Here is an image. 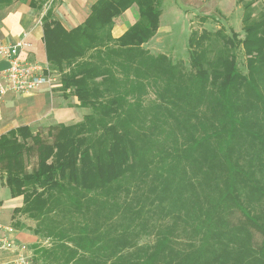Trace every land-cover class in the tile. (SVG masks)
Masks as SVG:
<instances>
[{
    "label": "trees",
    "instance_id": "1",
    "mask_svg": "<svg viewBox=\"0 0 264 264\" xmlns=\"http://www.w3.org/2000/svg\"><path fill=\"white\" fill-rule=\"evenodd\" d=\"M163 1L96 0L69 29L50 9L40 16L50 69L89 111L0 136V178L22 196L12 217L50 241L33 245L37 264H264V13L236 0L242 39L191 32L187 69L143 48ZM131 7L135 21L114 38Z\"/></svg>",
    "mask_w": 264,
    "mask_h": 264
},
{
    "label": "crops",
    "instance_id": "2",
    "mask_svg": "<svg viewBox=\"0 0 264 264\" xmlns=\"http://www.w3.org/2000/svg\"><path fill=\"white\" fill-rule=\"evenodd\" d=\"M95 1L69 0L66 10L59 16L61 18L57 19L67 29L74 27L85 19L90 5ZM130 14L134 13L127 9L119 17L115 18L111 30L114 38L120 36L133 23L129 19ZM40 16L38 17L36 11L30 7L29 0H13L10 5L0 9V42L9 44L25 35L26 39L31 43L27 51L28 57L38 61H45L43 30L40 23ZM65 21L71 23L74 21V25L68 27L64 24ZM159 31L160 23L157 33ZM7 67L8 62L0 57V75ZM57 96L55 88L49 92L46 85L41 86L37 91L31 93L8 92L5 95H0V136L19 126H29L33 132H36L48 126L62 123L60 120L62 117L61 113L63 112L62 109L69 108L66 106L67 104L62 106ZM65 112L67 111L65 110ZM3 191L8 193V188L0 178V194ZM21 204V196H8L5 203L0 199V217L2 219L8 218V223L14 222V237L16 242L26 245L33 259V249L30 246L38 241L37 236L33 234V228L29 223L25 220H23L24 223L19 222L16 216L14 218L12 217V210L15 207L21 206ZM22 218L21 216L19 219L22 220ZM14 256V253H3L0 255V262L12 259Z\"/></svg>",
    "mask_w": 264,
    "mask_h": 264
},
{
    "label": "rangeland",
    "instance_id": "3",
    "mask_svg": "<svg viewBox=\"0 0 264 264\" xmlns=\"http://www.w3.org/2000/svg\"><path fill=\"white\" fill-rule=\"evenodd\" d=\"M68 2L69 0H44L42 10L36 11L37 16L39 17L41 13L50 9L56 19L61 18L59 16L66 10ZM128 10L134 13L129 15V19L134 22V19H136L135 7H131ZM261 12L264 13V0H254L253 15L257 16ZM73 23L74 21L72 23L65 21L64 24L69 27L74 25ZM159 23L160 31L148 42L144 43L143 48L153 55L164 54L171 61L182 63L187 69L189 68L188 36L191 32L195 35L199 34L202 30L215 31L221 27L227 34H236L237 39H242L243 36V12L241 4L236 0H164ZM237 62L240 70L245 72V56L241 50L237 51ZM58 78L60 79L59 75ZM59 79L58 85L55 86L57 97L62 106L67 104L66 106L69 108L65 109L67 112L62 109L63 112L61 113L62 117L60 120L65 125L77 123L82 120L89 109L80 107L76 97L68 91L63 93L60 88L61 82ZM152 98L153 94L150 90L144 97V104H149ZM43 135H46V131L43 132ZM8 194L9 192L5 193L4 191L0 194V199L4 203L8 196H10ZM21 216L23 217L22 220L19 219ZM16 219L19 222L25 220L32 228L35 225L34 220L26 217V215H16ZM7 221H9L8 218L2 219L0 217V222L6 223ZM13 223L10 222L9 224L13 226ZM37 239L38 241L30 246L32 249L33 245L36 244L44 246L50 245L48 239H42L38 236ZM255 239L259 240V237L257 236ZM150 242V237H143L139 240L141 244ZM173 254L176 255L173 250H169L166 252V257L168 258ZM30 264H36L34 259L31 260Z\"/></svg>",
    "mask_w": 264,
    "mask_h": 264
},
{
    "label": "built area",
    "instance_id": "4",
    "mask_svg": "<svg viewBox=\"0 0 264 264\" xmlns=\"http://www.w3.org/2000/svg\"><path fill=\"white\" fill-rule=\"evenodd\" d=\"M30 46L25 35L9 44L0 42V57L8 62V67L0 75L1 96L8 92H35L43 85L51 92L58 85V75L50 69L46 60L38 61L28 57ZM14 235L15 228L11 224L0 222V255L6 252L15 255L0 264H30L32 257L27 246L17 243Z\"/></svg>",
    "mask_w": 264,
    "mask_h": 264
}]
</instances>
